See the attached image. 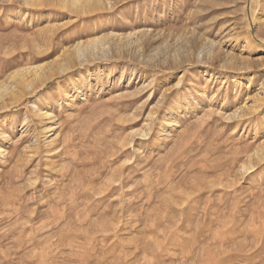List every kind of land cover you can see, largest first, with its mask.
Here are the masks:
<instances>
[{"label":"rangeland","instance_id":"rangeland-1","mask_svg":"<svg viewBox=\"0 0 264 264\" xmlns=\"http://www.w3.org/2000/svg\"><path fill=\"white\" fill-rule=\"evenodd\" d=\"M0 94V264H264V0H0Z\"/></svg>","mask_w":264,"mask_h":264},{"label":"bare ground","instance_id":"bare-ground-1","mask_svg":"<svg viewBox=\"0 0 264 264\" xmlns=\"http://www.w3.org/2000/svg\"><path fill=\"white\" fill-rule=\"evenodd\" d=\"M94 43H96L97 41H93ZM93 45V44H92ZM64 67V66H63ZM41 68V67H40ZM33 69H26V72H27V74H30L31 72L30 71H32ZM42 70L43 69H38V70H36V68L32 71L33 72V77L35 78V79H41V76H42ZM24 73V72H23ZM45 73V72H44ZM32 74V73H31ZM25 73L24 74H16V76H18V79L21 81V85L22 84H24V83H26V81H28V80H25L24 78H25ZM40 81H43V80H40ZM29 85V84H28ZM32 86L30 85V88H31ZM5 93V92H4ZM4 96V95H3ZM0 98H2V95L0 94ZM17 100V99H16ZM244 168V167H243ZM244 170V169H243ZM246 170V169H245ZM74 192V191H73ZM76 193V192H75ZM176 210V209H175ZM13 213H14V211H13Z\"/></svg>","mask_w":264,"mask_h":264}]
</instances>
